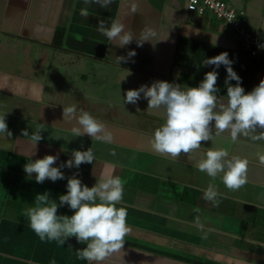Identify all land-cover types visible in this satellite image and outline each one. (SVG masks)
<instances>
[{
	"label": "crops",
	"instance_id": "obj_1",
	"mask_svg": "<svg viewBox=\"0 0 264 264\" xmlns=\"http://www.w3.org/2000/svg\"><path fill=\"white\" fill-rule=\"evenodd\" d=\"M223 1L243 9L246 27L264 36V0ZM186 2L136 0V11L129 12L130 0H112L108 7L86 5L89 13L81 17L82 0H0V114L7 111L11 133L0 134V264H89L76 258L74 250L83 244L74 236L63 244L42 241L22 214L36 192L47 189L54 199L64 192L73 173L89 186L98 174H119L123 181L118 206L127 209L129 230L122 249L95 264H264V165L257 156L264 154V141L240 136L233 142L226 130L212 131L189 153L157 152L149 138L164 121L163 107L147 108L143 96L135 104L122 102L126 89L156 79L195 85L211 68L200 62L218 48L241 66L260 61L248 56L221 20L188 11ZM98 19L121 20L133 39L118 47L96 31ZM146 25L155 36L137 46ZM128 49H135L133 57L112 60ZM262 76L256 74L254 85ZM70 105L102 121L111 141L87 134L65 141L62 136L76 124L61 116ZM36 124L43 128L34 146L23 132L30 134ZM89 146L93 165L65 167L63 179L37 183L22 169L28 158L55 152L59 163L73 149ZM208 148L248 160L239 188L215 178L214 204L202 198L210 178L195 166ZM71 211L66 205L57 209Z\"/></svg>",
	"mask_w": 264,
	"mask_h": 264
},
{
	"label": "clouds",
	"instance_id": "obj_2",
	"mask_svg": "<svg viewBox=\"0 0 264 264\" xmlns=\"http://www.w3.org/2000/svg\"><path fill=\"white\" fill-rule=\"evenodd\" d=\"M98 4L108 7L112 0H82L83 6L78 10L81 17H86L89 9L86 5ZM129 12L136 11V0H130ZM96 31L108 41H115L123 47L133 39V34L125 24L115 19L105 23L98 19ZM187 35V33H185ZM150 25L139 32L137 46L154 37ZM135 49H128L125 55L116 54L112 60L133 57ZM201 65L212 67L203 73L202 79L192 86H184L174 81L156 79L148 84H140L128 88L123 94V104H135L143 96L147 108L163 107L164 121L156 127L149 138L154 150L177 156L199 149L202 141H208L212 131L225 133L235 142L240 136H247L251 141H264V76L258 83L245 91L240 83L241 77L232 67L233 59L227 50L212 56L204 57ZM223 65L226 75L223 79L225 91L218 95L220 89L216 84L217 69ZM235 81V83H230ZM0 114V134L11 135L6 126L5 113ZM62 118H74L76 124L71 128V135L62 136L67 141L70 136L87 134L91 139L110 142L112 137L106 125L93 117L89 112L81 110L78 114L74 106L62 108ZM39 124L34 125L29 134L30 141L36 145L41 140ZM259 129V130H258ZM52 139L61 135L50 134ZM30 154H34V151ZM258 160L264 165V154L258 153ZM58 154L45 153L23 163L22 169L26 178L42 183L46 178L52 181L64 178L65 167L79 169L81 163L93 165V153L90 146L85 149H73L71 155L57 163ZM197 169L210 178L203 189L202 198L216 203L217 188L213 181L219 175L228 189H237L246 182L248 160L237 155L229 156L225 148H208L196 161ZM94 169V167H93ZM34 173V176L32 175ZM65 191L58 193L54 199L47 189L36 192L33 202L23 209L22 214L28 218V225L40 240H55L63 244L65 239L73 237L83 247L76 248L77 259H84L89 264L102 260L105 256L122 249L124 236L128 232L125 217L127 209L118 206L123 192V181L119 174L96 176L90 186L84 184L80 177L73 173L65 184ZM67 206L70 214L57 212L58 207ZM199 223V221H197ZM50 264H55L51 260Z\"/></svg>",
	"mask_w": 264,
	"mask_h": 264
},
{
	"label": "built area",
	"instance_id": "obj_3",
	"mask_svg": "<svg viewBox=\"0 0 264 264\" xmlns=\"http://www.w3.org/2000/svg\"><path fill=\"white\" fill-rule=\"evenodd\" d=\"M186 9L198 16L210 14L221 20L250 58L264 61V36L246 27L247 18L243 9L223 0H187Z\"/></svg>",
	"mask_w": 264,
	"mask_h": 264
},
{
	"label": "trees",
	"instance_id": "obj_4",
	"mask_svg": "<svg viewBox=\"0 0 264 264\" xmlns=\"http://www.w3.org/2000/svg\"><path fill=\"white\" fill-rule=\"evenodd\" d=\"M216 53L222 51L221 49H215ZM212 67V66H211ZM232 67L234 70L238 73V75L241 77L240 83L244 87V90H249L254 85V79L256 77V74L259 72L264 73V61H254L249 64V66H241L237 64L235 61H233ZM218 76L216 78V84L219 86V93L224 94L225 87L223 85V79L226 75L225 69L223 65H221L218 69ZM230 83H235V81H230Z\"/></svg>",
	"mask_w": 264,
	"mask_h": 264
}]
</instances>
